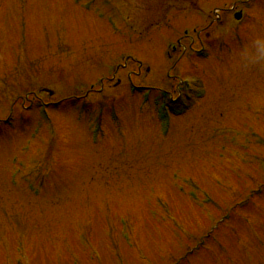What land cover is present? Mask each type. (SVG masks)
I'll return each instance as SVG.
<instances>
[{"label": "rangeland", "instance_id": "rangeland-1", "mask_svg": "<svg viewBox=\"0 0 264 264\" xmlns=\"http://www.w3.org/2000/svg\"><path fill=\"white\" fill-rule=\"evenodd\" d=\"M0 264H264V0H0Z\"/></svg>", "mask_w": 264, "mask_h": 264}, {"label": "water", "instance_id": "water-1", "mask_svg": "<svg viewBox=\"0 0 264 264\" xmlns=\"http://www.w3.org/2000/svg\"><path fill=\"white\" fill-rule=\"evenodd\" d=\"M235 17H236V18H240V14H236Z\"/></svg>", "mask_w": 264, "mask_h": 264}]
</instances>
